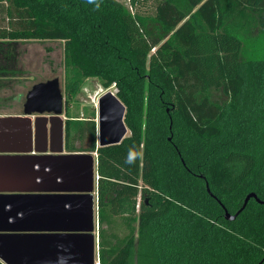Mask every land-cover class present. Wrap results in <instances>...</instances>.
<instances>
[{"label": "trees", "instance_id": "obj_1", "mask_svg": "<svg viewBox=\"0 0 264 264\" xmlns=\"http://www.w3.org/2000/svg\"><path fill=\"white\" fill-rule=\"evenodd\" d=\"M155 2L0 0V57L64 41L67 113L89 78L126 105L119 144L96 107L66 121V149L98 153L101 264H263L264 203L225 214L264 200V0Z\"/></svg>", "mask_w": 264, "mask_h": 264}, {"label": "water", "instance_id": "obj_2", "mask_svg": "<svg viewBox=\"0 0 264 264\" xmlns=\"http://www.w3.org/2000/svg\"><path fill=\"white\" fill-rule=\"evenodd\" d=\"M59 77L26 94L22 114L0 115V260L5 264H96L98 153L64 152ZM97 145L128 135L126 105L108 88L98 99ZM55 141L56 147L53 142ZM251 198L236 213L235 220ZM264 264V259H263Z\"/></svg>", "mask_w": 264, "mask_h": 264}, {"label": "rangeland", "instance_id": "obj_3", "mask_svg": "<svg viewBox=\"0 0 264 264\" xmlns=\"http://www.w3.org/2000/svg\"><path fill=\"white\" fill-rule=\"evenodd\" d=\"M121 1L128 3L130 0ZM140 9L147 13L155 12V0H141ZM7 25L8 19L5 18V14L0 12V26ZM16 52L18 53L17 57H22L24 61L21 63L26 70L25 78L21 80L20 77L0 76V86L3 85L0 87V113L21 111L20 104H22L21 102L25 99L24 96L30 90V87H32V85L30 87L27 86L36 80L61 74V76L63 75L62 80L64 82V41L31 40L20 42L16 45ZM53 72L55 73L53 74ZM15 78H17V81H14ZM101 89L104 90L97 79H87L82 92L78 95V100L72 102L71 113L74 116L87 115L86 109L92 110V108L96 107L98 102L97 100L94 102L93 97L98 91L102 94ZM110 89L117 93L115 86L110 87ZM63 92L65 96L64 87Z\"/></svg>", "mask_w": 264, "mask_h": 264}, {"label": "crops", "instance_id": "obj_4", "mask_svg": "<svg viewBox=\"0 0 264 264\" xmlns=\"http://www.w3.org/2000/svg\"><path fill=\"white\" fill-rule=\"evenodd\" d=\"M15 61L13 62V65L11 67H9V69L5 70L6 72H8L7 74L5 73V76H8V77H20L21 80L22 78H25L24 75L26 73V70H25V67L23 66V60H22V57H14L13 58ZM22 62V63H21ZM21 63V64H20ZM3 69V68H2ZM62 69H63V64H62ZM0 70H1V67H0ZM55 72H53L54 74ZM63 76V75H62ZM62 76L61 74H55L51 77H47V78H42V79H39V80H36L34 81L32 84L30 83L29 86L27 87H30L31 85L33 86L34 84L38 83V82H41V81H46L48 79H51V78H54V77H59L60 78V82H61V87L63 88L64 87V82L62 80ZM19 79V78H18ZM14 81H17V78H15ZM32 87H30L31 89ZM65 97V96H64ZM21 106V105H20ZM72 107V106H71ZM21 111H15V112H9V113H0V115H11V114H22L23 113V108L21 106ZM71 110V109H70ZM69 115H73V113H71L70 111V114L67 113L66 111V108H65V101H64V112H63V123H64V152H69L67 149H66V144H65V135H66V121L67 119L69 118L68 116ZM99 221V219H98ZM98 230L99 228L96 229V235H97V238L99 239V233H98ZM99 244V243H98ZM99 247V246H98Z\"/></svg>", "mask_w": 264, "mask_h": 264}, {"label": "flooded vegetation", "instance_id": "obj_5", "mask_svg": "<svg viewBox=\"0 0 264 264\" xmlns=\"http://www.w3.org/2000/svg\"><path fill=\"white\" fill-rule=\"evenodd\" d=\"M13 58L14 57H0V67L3 68V69H7L8 70L9 67H11L13 65V62L15 61ZM24 97H25L24 101L21 102L22 104H20L23 109H24V104H25V101H26V95ZM20 101H18V102H20ZM11 104H13V103H11ZM53 144L56 147L55 141L53 142Z\"/></svg>", "mask_w": 264, "mask_h": 264}, {"label": "built area", "instance_id": "obj_6", "mask_svg": "<svg viewBox=\"0 0 264 264\" xmlns=\"http://www.w3.org/2000/svg\"><path fill=\"white\" fill-rule=\"evenodd\" d=\"M101 91L104 93L105 91H106V89H104V90H102L101 89ZM102 93V94H103ZM101 94V92H97V93H95V95H94V97H93V100H94V102L97 100V102H98V99H99V97L102 95ZM95 263L96 264H101V262H100V256H99V247H98V249H97V254H96V259H95Z\"/></svg>", "mask_w": 264, "mask_h": 264}, {"label": "clouds", "instance_id": "obj_7", "mask_svg": "<svg viewBox=\"0 0 264 264\" xmlns=\"http://www.w3.org/2000/svg\"><path fill=\"white\" fill-rule=\"evenodd\" d=\"M129 162H131V160H129Z\"/></svg>", "mask_w": 264, "mask_h": 264}]
</instances>
